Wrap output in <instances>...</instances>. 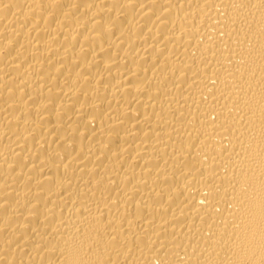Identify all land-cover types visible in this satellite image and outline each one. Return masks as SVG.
Instances as JSON below:
<instances>
[{"label":"bare ground","instance_id":"1","mask_svg":"<svg viewBox=\"0 0 264 264\" xmlns=\"http://www.w3.org/2000/svg\"><path fill=\"white\" fill-rule=\"evenodd\" d=\"M0 264H264V0H0Z\"/></svg>","mask_w":264,"mask_h":264}]
</instances>
